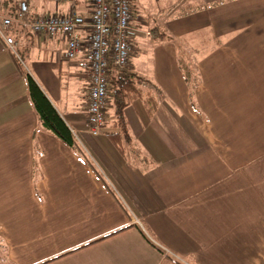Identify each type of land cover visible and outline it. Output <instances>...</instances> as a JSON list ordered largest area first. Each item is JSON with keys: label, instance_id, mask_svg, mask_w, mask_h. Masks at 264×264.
Masks as SVG:
<instances>
[{"label": "crops", "instance_id": "crops-1", "mask_svg": "<svg viewBox=\"0 0 264 264\" xmlns=\"http://www.w3.org/2000/svg\"><path fill=\"white\" fill-rule=\"evenodd\" d=\"M26 1L29 19L92 6ZM132 10L141 55L129 65L156 103L125 108L124 149L106 135L108 117L99 134L88 129V80L63 59L60 35L15 27L21 60L0 39V264H264V0H134ZM23 71L78 150L41 127Z\"/></svg>", "mask_w": 264, "mask_h": 264}, {"label": "built area", "instance_id": "built-area-1", "mask_svg": "<svg viewBox=\"0 0 264 264\" xmlns=\"http://www.w3.org/2000/svg\"><path fill=\"white\" fill-rule=\"evenodd\" d=\"M53 1L58 4L71 0ZM133 1L92 0L88 15L70 9L33 19L28 18L27 2L20 1L16 17L0 18V39L18 58L17 41L11 34L15 27L27 26L35 35L47 33L61 36L66 43L63 59L73 62L88 80L83 108L87 127L95 135L99 134L107 120L104 109L109 98V71L112 67L128 66L134 49L130 43L134 27Z\"/></svg>", "mask_w": 264, "mask_h": 264}, {"label": "trees", "instance_id": "trees-1", "mask_svg": "<svg viewBox=\"0 0 264 264\" xmlns=\"http://www.w3.org/2000/svg\"><path fill=\"white\" fill-rule=\"evenodd\" d=\"M17 14L18 11L17 13L14 12L12 14L2 16L16 17ZM19 27L27 26L19 25ZM159 34V36L163 39H171V36H169L165 31L159 32ZM176 46L179 58V65L182 71L184 72L185 79L187 80V82H189V84H191L192 87V85L195 84L193 80V71L191 68L192 65L190 64L189 60H185V50L182 45L176 43ZM13 56L15 60H19V58L14 54ZM17 63L19 66H21L20 61H17ZM23 72L25 73L27 80L29 100L32 104L33 109L38 115L41 127L51 131L55 136H57L60 140H62L71 148H76L78 150V145L76 143L74 135L64 118L60 115L58 110L49 100L47 95L43 92L41 87L30 76V74L26 73L25 71ZM108 79L110 84V102L104 110L107 117L111 120L110 129L114 130L107 131L105 133L115 145V147L124 149L125 146L131 141L127 121L124 114L125 108L129 106L133 100L137 98H143L146 103H151L150 109L152 110V107L154 106L156 101L154 99L152 90H144L145 83L148 82V80L138 75L131 65L125 67H112L109 71ZM103 127H105V124ZM158 249L163 252L162 249ZM175 262L177 264H183L178 260H175Z\"/></svg>", "mask_w": 264, "mask_h": 264}, {"label": "rangeland", "instance_id": "rangeland-1", "mask_svg": "<svg viewBox=\"0 0 264 264\" xmlns=\"http://www.w3.org/2000/svg\"><path fill=\"white\" fill-rule=\"evenodd\" d=\"M14 1H18V3L20 2V1H26V0H0V8H7L8 10H11V9H13L14 10V8H13V3H14ZM35 1V3L36 4H40V3H46V2H50V0H34ZM27 2V1H26ZM17 3V4H18ZM17 4H16V7H17ZM27 4H28V2H27ZM0 18H1V16H0ZM50 36V35H49ZM132 54H133V52H132ZM131 54V55H132ZM138 55L140 56L141 54L139 53V52H137V53H134L132 56H134V57H138ZM19 58H20V60L23 58L22 57V55H19ZM130 59H131V57H130ZM130 61V60H129ZM136 61V60H135ZM74 86L77 88V84H74ZM109 102V101H108Z\"/></svg>", "mask_w": 264, "mask_h": 264}]
</instances>
